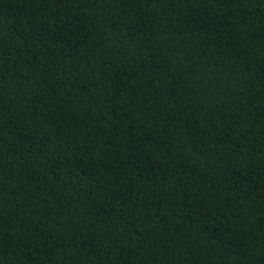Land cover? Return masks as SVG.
<instances>
[{"label": "trees", "instance_id": "16d2710c", "mask_svg": "<svg viewBox=\"0 0 264 264\" xmlns=\"http://www.w3.org/2000/svg\"><path fill=\"white\" fill-rule=\"evenodd\" d=\"M0 264H264V0H0Z\"/></svg>", "mask_w": 264, "mask_h": 264}]
</instances>
